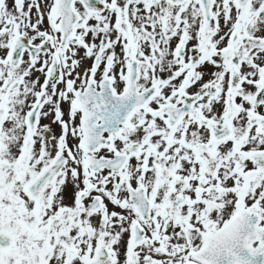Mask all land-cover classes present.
<instances>
[{
    "label": "snow or ice",
    "instance_id": "obj_1",
    "mask_svg": "<svg viewBox=\"0 0 264 264\" xmlns=\"http://www.w3.org/2000/svg\"><path fill=\"white\" fill-rule=\"evenodd\" d=\"M0 264H264V0H0Z\"/></svg>",
    "mask_w": 264,
    "mask_h": 264
}]
</instances>
